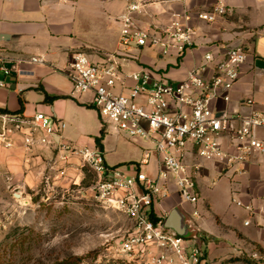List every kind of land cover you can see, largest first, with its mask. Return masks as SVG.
I'll return each instance as SVG.
<instances>
[{
    "label": "built area",
    "instance_id": "2783aa9c",
    "mask_svg": "<svg viewBox=\"0 0 264 264\" xmlns=\"http://www.w3.org/2000/svg\"><path fill=\"white\" fill-rule=\"evenodd\" d=\"M185 0H124L117 15L119 45L114 51L103 52L98 59L84 51H74L66 67L73 84L72 95L89 94L88 103L103 121L118 135L143 139L154 145L157 169L149 173L144 166L150 163L151 148L134 172L122 166L107 164L98 146L77 147L61 141L65 127L62 120L44 112L28 118L19 113L0 111V145L14 146L17 134L31 150L37 143L52 145L57 156L69 161L79 155L96 175L92 187L95 200L105 208L124 213L132 222L131 228L120 239L116 252L131 264L148 258L150 264H201L203 232L186 238L168 228L165 217L158 211L162 200L175 192L184 202L195 206L201 198L197 179L201 163L195 158L217 161L227 170L242 171L239 166L263 150L260 131L264 130V106L248 115L219 114L212 102L217 98L230 100L229 92L239 81L248 59V50L241 44L222 51L208 50L203 61L188 70L184 79L170 82L165 77H154L150 70L126 72L121 60L136 58L133 48L156 47L163 55L181 58L195 42L194 16L204 21H215L231 13L225 0H217L211 10L194 13L184 8L172 11L166 23L142 24L140 15L156 4ZM2 68L5 57L0 54ZM31 62H44L33 56ZM0 84H4L0 80ZM247 104H255L248 99ZM239 206L253 210L233 198ZM191 220L201 217L197 207L190 212ZM247 220L245 224H249Z\"/></svg>",
    "mask_w": 264,
    "mask_h": 264
},
{
    "label": "crops",
    "instance_id": "0c3cea01",
    "mask_svg": "<svg viewBox=\"0 0 264 264\" xmlns=\"http://www.w3.org/2000/svg\"><path fill=\"white\" fill-rule=\"evenodd\" d=\"M216 1L156 4L140 15V21L142 24L166 23L172 11L182 12L184 8L193 13L208 11ZM225 1L232 11L215 21L194 16L195 42L183 57L159 53L153 58L146 55L145 48H133L137 57L124 61L125 71L146 68L154 77H165L175 83L203 61L206 51L219 52L243 44L248 50V59L239 81L229 92L230 100L217 98L212 107L215 112L228 115H248L262 108L264 69L256 66L255 61L264 59V0ZM123 6L124 0H0V54L9 69L4 71L0 61V80L4 82L0 84V110L28 118L38 112L52 115L65 123L61 141L80 148L97 146L96 138L104 130L102 150L107 164L122 165L130 174L144 158L145 149L151 148L150 163L144 168L154 174L157 169L154 145L140 138L118 135L105 127L99 112L88 103L89 94L72 95L73 84L65 72L74 51L81 50L98 59L103 52L118 48L116 18ZM33 56H41L44 62H31ZM47 95L57 97L49 100ZM248 99H253L255 104L248 105ZM260 136L264 143V130ZM14 137V146L0 148V180L5 185L24 188L32 183L34 176L44 173L49 163L45 160L54 158L56 148L37 143L27 150L22 135ZM189 156L190 161L199 160ZM57 160L62 162L59 156ZM201 166L197 179L201 198L197 205L182 201L173 192L162 200L160 208L157 206L158 211L166 218L173 208L179 207L190 216L197 207L201 217L196 222L205 237L214 242L232 243L237 252H242L247 243L264 253V148L239 166L242 171L227 170L224 164L211 160H204ZM215 174L219 180L226 178L229 182L226 195L231 197L230 207L223 205L220 198L223 189L215 188L217 181L210 183ZM233 198L252 204L253 210L239 206ZM247 220L249 224H245Z\"/></svg>",
    "mask_w": 264,
    "mask_h": 264
},
{
    "label": "rangeland",
    "instance_id": "374dc122",
    "mask_svg": "<svg viewBox=\"0 0 264 264\" xmlns=\"http://www.w3.org/2000/svg\"><path fill=\"white\" fill-rule=\"evenodd\" d=\"M144 52L153 58L160 53L152 46ZM57 154L56 150L52 160H45L49 163L44 173L34 176L27 187L0 180V264H126L116 249L131 228V220L95 200L96 175L79 155L61 162ZM211 177L210 183L215 180V188L223 189V205H233L226 195L228 180H219L216 174ZM200 246L201 264H264V253L251 244L237 252L232 243L204 237ZM131 264L150 263L144 257Z\"/></svg>",
    "mask_w": 264,
    "mask_h": 264
},
{
    "label": "water",
    "instance_id": "95a60500",
    "mask_svg": "<svg viewBox=\"0 0 264 264\" xmlns=\"http://www.w3.org/2000/svg\"><path fill=\"white\" fill-rule=\"evenodd\" d=\"M255 63L256 66L264 69V59L257 58ZM16 195L21 196V193L17 192ZM165 223L168 228L175 230L179 235L186 238L196 237V234L201 231V228L191 220V217L179 207H175L170 211Z\"/></svg>",
    "mask_w": 264,
    "mask_h": 264
},
{
    "label": "trees",
    "instance_id": "16d2710c",
    "mask_svg": "<svg viewBox=\"0 0 264 264\" xmlns=\"http://www.w3.org/2000/svg\"><path fill=\"white\" fill-rule=\"evenodd\" d=\"M57 96H49V95H47V99H53V98H56ZM0 111H3V112H7V111H5V110H0ZM104 136H105V132H104V130H102L101 131V135L100 136H98L97 138H96V143H97V146L99 147V148H101V149H103V143H102V140L104 139ZM205 237V236H204Z\"/></svg>",
    "mask_w": 264,
    "mask_h": 264
}]
</instances>
